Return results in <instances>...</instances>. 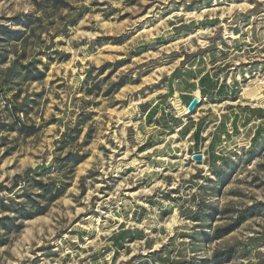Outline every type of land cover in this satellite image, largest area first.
<instances>
[{
  "label": "rangeland",
  "instance_id": "374dc122",
  "mask_svg": "<svg viewBox=\"0 0 264 264\" xmlns=\"http://www.w3.org/2000/svg\"><path fill=\"white\" fill-rule=\"evenodd\" d=\"M0 26V196L45 206L0 264H264V0H0Z\"/></svg>",
  "mask_w": 264,
  "mask_h": 264
},
{
  "label": "trees",
  "instance_id": "16d2710c",
  "mask_svg": "<svg viewBox=\"0 0 264 264\" xmlns=\"http://www.w3.org/2000/svg\"><path fill=\"white\" fill-rule=\"evenodd\" d=\"M0 32L3 36H5L3 40H13L17 41L21 39L20 31L11 30L2 28L0 26ZM3 61V58H1L0 55V63ZM23 70H25V73L27 74V78L30 80H40L43 77V73L40 70L34 69V72L31 70L29 66H23ZM203 77H200L199 81L203 80ZM21 124V123H20ZM22 126V124L20 125ZM21 133H24L26 135L33 134L35 132V128L31 127L29 129H26L24 127L18 129ZM197 131V130H196ZM196 131L194 134H196ZM198 132V131H197ZM73 164H77L80 159H71ZM217 177L220 181H222V176L218 173ZM32 183L41 191L38 196H40L45 204L53 202L58 197H60L64 191V188L57 187L54 189H51V187L47 186L46 183H42L38 180H33ZM13 187L16 186V182L13 183ZM5 188V187H4ZM9 189V188H8ZM26 197V204H9L5 201V199L0 196V213L3 215L0 216V229L4 230L5 232H8L10 230H16L20 228V224L17 220H25V219H31L34 216L41 215L45 212V206L41 204L39 201L33 199V197L24 195ZM8 213H12L13 215L10 216ZM17 219V220H16ZM230 231V228H224L220 230L219 237L227 234ZM1 242V240H0ZM214 259L218 258L219 260L228 259L229 255L225 251L217 252L213 254Z\"/></svg>",
  "mask_w": 264,
  "mask_h": 264
},
{
  "label": "crops",
  "instance_id": "0c3cea01",
  "mask_svg": "<svg viewBox=\"0 0 264 264\" xmlns=\"http://www.w3.org/2000/svg\"><path fill=\"white\" fill-rule=\"evenodd\" d=\"M205 73L204 72H202L200 75H199V77H197V79H200V77H202V76H204L203 77V82H206V83H208L207 84V86L205 87L206 88V90L207 91H212V90H216V81L214 82V79H211V80H208V77H207V75H204ZM208 74V73H207ZM209 76V75H208ZM207 78V79H206ZM201 87H204V86H201ZM199 92H200V89L198 90ZM249 108H254V107H252L251 105H250V107ZM252 112H254L255 110H251ZM259 119H262V118H259ZM258 119V120H259ZM199 123H194L193 125L191 124V125H189V128L190 127H192L191 128V132L193 133L194 131H199ZM186 123L184 124V125H181V128H186ZM197 131H196V135H195V137H197Z\"/></svg>",
  "mask_w": 264,
  "mask_h": 264
},
{
  "label": "water",
  "instance_id": "95a60500",
  "mask_svg": "<svg viewBox=\"0 0 264 264\" xmlns=\"http://www.w3.org/2000/svg\"><path fill=\"white\" fill-rule=\"evenodd\" d=\"M199 102H200V99L197 98V97H195V96H193V97L190 99L189 103L187 104V111H188L189 113H192V112L195 110V108L198 106ZM192 157L196 160V163H197V164H200V163L202 162V161H201V159H202V154H201L200 152L194 153V154L192 155Z\"/></svg>",
  "mask_w": 264,
  "mask_h": 264
},
{
  "label": "bare ground",
  "instance_id": "6f19581e",
  "mask_svg": "<svg viewBox=\"0 0 264 264\" xmlns=\"http://www.w3.org/2000/svg\"><path fill=\"white\" fill-rule=\"evenodd\" d=\"M244 90V89H243ZM249 100V99H248ZM252 102V101H251ZM257 103V102H256ZM259 103V102H258Z\"/></svg>",
  "mask_w": 264,
  "mask_h": 264
}]
</instances>
